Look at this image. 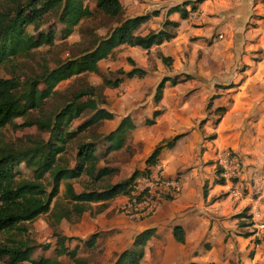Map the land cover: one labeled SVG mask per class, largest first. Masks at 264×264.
Returning <instances> with one entry per match:
<instances>
[{
    "label": "rangeland",
    "instance_id": "obj_1",
    "mask_svg": "<svg viewBox=\"0 0 264 264\" xmlns=\"http://www.w3.org/2000/svg\"><path fill=\"white\" fill-rule=\"evenodd\" d=\"M12 2L13 0H0V8L3 7L4 3L11 5ZM120 2H122L123 9L117 17L106 16L101 11L94 9L91 15L82 17L73 26L70 33L65 36L61 32L62 23L58 21L57 16L54 13L45 14L41 22L39 21V29H46L48 24L54 28L53 44H41L32 47L26 54L0 63V76L15 75L22 81L26 76L38 74L45 65L52 67L58 60L78 56L81 50L90 46L91 38L94 35H104L116 23V20L129 14L144 12L158 1L120 0ZM84 3L93 6L94 0H84ZM149 3L151 4L149 5ZM188 23L194 26V31L201 33L198 35L188 33L186 30L189 26ZM186 24L185 30L179 31L177 36L176 43H180L182 49L181 54L178 55L180 59L176 63L179 65L177 67L179 70H186V65L191 68L187 72L177 73L180 83L185 82V80L188 81V85L185 84L188 86V90L187 88L183 90V85L177 84L175 91L181 92L184 98L189 99V102L183 106L176 104L167 112L171 113L172 116H175V113L182 116L181 119L177 117L179 119L177 129L174 128L173 130L188 131L192 125L199 132V135L196 138V144L191 150H188L184 159L180 155L183 152V140H179L176 145V153L165 169L172 167L179 169L184 166L183 161L187 159L191 165H199L207 178L213 177L215 179L221 177L216 172V166L225 161V169L227 171L233 170V173L227 175L230 181L236 182L239 180L240 172H244V180L252 182L264 171V0H203L187 19ZM154 26H156V21H152L149 28ZM26 29L32 31V25L27 24ZM142 30L144 28L140 31ZM121 51L116 49L106 58L99 60L97 72L86 71L59 81L55 85L56 91L45 99L43 106L45 114L49 115L61 106L64 99L68 98L77 87L93 84L104 89L101 86V76L115 75L111 69L117 66L121 67L125 63L122 58L120 60L116 58V55L120 54ZM140 52L142 53H133L136 60L143 56V51L140 50ZM153 52L156 53V51ZM152 66L154 67L153 64ZM198 66L201 67V72L197 71ZM140 79H144L141 88L144 94L136 91L140 87V81L135 80L134 83H127L137 102H141L147 92L145 95V100H148L147 104L138 110L133 109L135 110L133 120L137 123H139L140 118L148 115L150 96L154 89V76L152 74L149 73ZM123 86L124 84L115 92L114 100L118 99L117 96L124 92ZM228 86L230 88H226ZM193 94L194 97L190 100V96ZM196 97L201 98L199 103L195 102ZM217 104L224 105L225 112L220 114L215 111ZM228 110H232L231 115ZM88 113L89 111H84L73 118L70 128H74L76 124L85 119ZM30 114L40 116V111L33 109ZM187 116H189L190 122L186 121ZM14 119L16 123L23 120L22 117H15ZM172 123L165 120L161 123L159 131L166 136ZM140 126L144 128V125ZM110 127L109 122H99L78 132L76 136L66 141L63 153L65 158L63 159L67 160L68 165H72L74 163V145L79 140H92L93 136L97 137L98 134H103ZM140 133L145 132L139 128L136 137L131 132L127 133L124 145L120 149L110 151L98 160L99 166L106 163L109 165L108 163L111 162L117 163L116 171L110 176L94 180L84 174L71 178L69 181L75 190L104 187L112 181L127 177L132 171L131 166L134 168L139 166L143 160L144 151L148 148L149 141L147 140L148 143H146V139ZM47 134V131L38 128L35 124L12 126L7 123L0 127V145L26 146L33 140L40 139V137L45 139ZM170 137L164 138L167 140ZM15 168L17 177H31V169L25 165L24 161L18 163ZM176 173L178 174V172ZM48 179L49 176L45 173L44 182L47 183ZM183 181L181 185V180H179L182 192H186L189 187L195 189L199 187L198 180L189 171L184 173ZM47 188L49 187L47 186ZM241 189L242 193L248 192L247 188ZM63 192L64 180L62 179L59 181L58 193L51 202L52 210L58 206L68 205ZM249 193L252 198H256L257 193L252 190ZM166 197L163 190L159 191L158 201L166 199ZM96 206L90 205L89 208L93 210ZM160 206L162 209L166 208L163 202ZM255 206L260 214H264V195L256 198ZM116 209L118 214H106V216H114L117 219L115 228L122 226L125 221H139L148 218L151 214L149 212L139 219H134L122 210L121 204L117 203ZM246 211L242 210L241 213L246 214ZM71 219V222L65 220L54 226L51 214L42 213L31 221L23 223L25 228L23 231L17 233L15 229H11L10 232L17 233V236H27L35 241H52L51 230L53 227L64 234L88 231L84 224L85 221H80V216L77 218L71 216ZM247 219H249L248 216ZM76 225L79 227L77 228ZM6 236V231H0V240ZM74 242L75 239H72L69 243L73 244ZM95 248V250L90 251L84 247L77 250V255L84 256L87 260L90 259L97 264L102 247L97 245ZM42 254L52 255V251L50 249L41 253L40 251H33L31 257L36 258ZM61 260L63 264H72V261L65 255H62ZM0 264H8L6 256L0 258ZM14 264L29 263L22 261Z\"/></svg>",
    "mask_w": 264,
    "mask_h": 264
},
{
    "label": "trees",
    "instance_id": "obj_2",
    "mask_svg": "<svg viewBox=\"0 0 264 264\" xmlns=\"http://www.w3.org/2000/svg\"><path fill=\"white\" fill-rule=\"evenodd\" d=\"M202 0H181L168 8L166 14L176 11L181 18H185L189 11L196 8L197 3ZM188 5V8L186 6ZM96 9L109 17H117L121 10L120 0H94L93 6H88L84 0H13L11 5L3 4L0 8V63L26 54L32 47L41 44L52 45L54 28L50 24L46 29H39V21L47 13H54L62 23L61 32L65 36L72 30L73 26L85 16L91 15ZM157 13L153 9L150 12L127 16L116 20V23L102 36L94 35L90 46L81 50L78 56L58 60L54 66L46 65L40 69L38 74L26 76L22 81L15 75L0 76V127L9 123L12 126L35 124L38 128L47 131V137L33 140L26 146L0 145V231H6L7 236L0 240V258L7 257L8 264L27 261L29 264H63L57 255L66 253L73 264H86L84 257L76 256V247L68 248L64 242L72 236H66L52 228L55 237L54 256L39 257L31 259L29 254L35 247L46 249L50 242H36L27 236L19 235L23 231L25 222L33 219L37 214L51 212L55 223L60 218L70 220L71 216L76 218L85 209L89 201H104L117 194H128L129 184L133 178L146 172L147 167L157 160V155L162 147H170L174 141L182 135V132L172 135L169 139L162 138L156 142L144 159L143 169L133 170L129 176L104 187L83 188L74 191L69 179L84 174L90 179H98L103 175L112 173L115 168L110 166H97L98 156L94 153L96 137L92 140L78 141L74 145V164L68 165L63 155L67 140L91 125L97 124L101 118H109L111 113L98 106L101 87L87 84L77 87L71 92L64 103L57 107L51 114L46 115L44 110L45 99L53 94L55 85L71 75L92 71H98L97 61L105 57L114 47L121 43L137 45L148 49L153 44H159L174 36V28L178 22L165 18L157 29H151L140 34L134 29L150 15ZM32 25V31L26 29V25ZM165 64L171 60L169 55L158 53ZM127 60L132 66L124 70L121 67L115 69V76L103 77L101 86L115 87L121 81V76H141L144 70L136 65L131 58ZM175 76L171 77L172 83ZM163 76L156 84L153 100L158 101L164 80ZM40 111V116L31 115V110ZM225 110L224 106H216L215 111L220 114ZM84 111H89L88 116L80 121L74 128H70L71 120ZM159 110L153 109L151 117H146L144 123H152ZM15 117H22L20 123L15 122ZM133 124L129 116H123L117 126L106 135L110 141V147L117 148L122 143L125 133ZM21 161L31 169V177H17L16 166ZM220 164L216 166V172L221 173ZM45 173L49 176L47 183L44 182ZM64 180V197L68 205H62L52 210L50 206L52 199L58 193L59 181ZM222 183L221 176L214 179ZM47 186L49 188H47ZM101 202L99 206H103ZM74 213V214H71ZM15 229V233L10 230ZM172 236L175 240H184L183 229L179 225L172 227ZM152 228L139 231L132 240V246L121 250L111 264H137L142 255L143 245L152 234ZM96 233H91L83 242L90 246ZM253 264H264V257L260 262Z\"/></svg>",
    "mask_w": 264,
    "mask_h": 264
},
{
    "label": "crops",
    "instance_id": "obj_3",
    "mask_svg": "<svg viewBox=\"0 0 264 264\" xmlns=\"http://www.w3.org/2000/svg\"><path fill=\"white\" fill-rule=\"evenodd\" d=\"M157 1L158 2L154 3L153 6H150V8H148L144 12H137L127 15L132 16L135 14L150 12L153 9L157 10L156 14L150 15L145 21L141 22L134 29V32L143 34L148 30H155L160 27V22H162L163 19L167 17L178 22V25L174 28V36L169 40L160 42L159 44H153L148 49L141 48L137 45H128L125 43H121L112 49L111 52L115 51L116 49L122 50L120 54L118 53L116 55L117 60H120V58H122L125 62L121 66V68L127 70L132 66V64L127 60V58L129 57L133 60L134 65L144 70V73L141 76L134 75L131 77L119 75L121 76V81L118 83V85H116L115 87L104 86V89H101L100 97L103 101L98 103V106H101L108 112H110L111 116L109 118H101L99 119V122H109L111 124V127L103 134H98L96 139H94L96 140L97 144L94 153L98 156L99 160L101 157L108 154V152L120 149L124 145L127 133L131 132L133 136L136 137L137 133H139L140 128L142 132H145L140 134L144 137V139H146V143H148L147 140L149 141L147 145L148 148L146 149V151H144L143 160L141 161L139 166H136L135 168L134 166H131L132 171L136 169L140 170L144 168V159L156 142L164 137L172 136L176 133L182 132V135H180L174 141L172 146L162 147L160 149L156 161L162 164L164 174H166L167 176H177V179L181 180V185L184 182V173L186 171L191 172V174L195 176L196 180H198L197 184L199 187L198 189L189 187L186 192H182L179 183L178 192L171 194V196H167L166 199H162L161 201H159L156 208L151 212L148 218L139 221L128 220L118 228H115L117 219L114 216H106V214H118L116 204H122L123 201H125L126 196L124 194H117L111 198L105 199L104 201H89L85 209L79 215L81 217L80 221H85L84 224L88 231L85 233L78 232L76 234L74 232H72V234H64L61 232L66 236H72L70 239H66L64 244L68 248L76 247V256H78L77 250L85 247L86 250L93 251L96 249L95 247L97 245H100L102 248L101 252L99 253V263L111 264V262L116 258L117 254L121 250L130 248L132 246V240L135 234L145 228H152L153 232L146 239L143 245L142 255L138 259L137 264H253L254 262H260L264 257V228L257 229L249 216V207L252 204L253 198L249 193V191H251L249 183L251 182L244 180V172H240L239 180L234 183L227 179H224L222 183H219L215 182L213 177L207 178V175L200 169L199 165H191L189 163V160L187 159L183 161L184 166L179 169L173 167L171 169H165L173 155L176 153V145L178 141L183 140V152L179 154L182 155L184 159V155H187L188 150H191L196 144V138L199 135V132L192 125L189 127L188 131L173 130L178 125L177 121L179 119L177 117L181 119L182 116H179L177 115V113H175V117L167 111L170 108L174 107L176 104L177 106H183L185 103L187 104V102H189V99H187V97L184 98L181 92L175 91L177 84L183 85V90H186V88L188 87L185 85L188 83L187 80H185V82H179L177 73L181 71L187 72V70L191 69L189 65L185 66L186 70H179V68H177L179 67V65L178 63H176V61L180 59L178 55L181 54L182 48L180 47V43H176V41L179 31L185 30V27L187 26V19H189L190 15L194 12V10H196V8H198L199 4L203 0L198 2L196 8L192 11H189L185 18L179 17L176 11H172L166 14V8L177 2H180L181 0ZM151 3H149V5ZM186 8H188V5L186 6ZM152 21H156V26L149 28V25ZM188 24V29H186L188 33H195L197 35L201 33L194 31V26H192L190 23ZM143 28L144 30L140 31ZM140 50L143 51V56L139 58V60H136L133 53L141 54L142 52H140ZM153 51H156V53H154ZM159 52L163 55H169L171 57V60L168 64L162 62L158 55ZM110 53H108V55L103 58L109 56ZM103 58H100L99 60ZM99 60L97 61L98 68ZM152 64L154 65V67L152 66ZM118 67L120 66L111 69L113 74H115L114 71ZM197 71L201 72V67L198 66ZM149 73L154 76V88L157 82L163 76L168 77L169 79L164 80L161 89V95L157 102L153 100V89V93L150 96L148 115L143 116L142 119L140 118V121L142 120V123H140V121L139 123H137L133 120V112L147 104L148 100H145V95L147 94V92L144 95V99L141 102H137L135 101L134 93L131 92L127 83H134L135 80L140 81V87L137 88L136 91L143 92L144 94V91L141 90L142 82L144 79L140 78H143ZM173 76L176 77L174 83H172V81L170 80V78ZM103 77L104 76L102 75L100 79L102 80ZM122 84H124V92H122L121 95L117 96L118 99L114 100V94L121 88ZM226 88H230V86ZM193 97L194 94L190 96V100H192ZM200 99L199 97H196L195 102L199 103ZM216 106L224 105L217 104ZM134 108L135 110H133ZM156 108L159 110V113L154 117V121L152 123H144V119L146 117H151L152 110ZM228 111V113L231 115L232 110ZM126 115L129 116L133 127L129 128L126 131L124 139L120 146L117 148H112L109 146L110 141H107L105 139L106 135L110 131H112L120 122V119ZM165 120L173 122L172 124H170L166 136H164L159 131L161 123ZM186 121L190 122L189 116L186 117ZM140 125H144V128ZM214 149L215 148L213 147V150ZM203 152L205 153L206 151ZM106 164L104 165L114 167V171H116L117 163L111 162L108 163L109 165ZM142 164L144 165L142 166ZM104 165L101 164L100 166ZM97 166H99L98 161ZM176 172H178V174ZM112 173L103 175L102 177L110 176ZM129 174L127 175V177L129 176ZM127 177L122 178L121 180H124ZM117 181H112L108 184H112ZM231 185L234 190L236 189V191H232L231 189H229ZM241 188H247L248 192L242 193ZM73 189L76 192L82 190H75L74 186ZM101 202L104 203L103 206H99ZM162 202L164 203V205H166V208L164 209L160 208V204ZM90 205L92 207L94 205L97 206L93 210H90ZM242 210H247L246 214L241 213ZM44 213L51 214V212L49 211ZM40 214L42 213H39L36 216ZM247 216L249 219H247ZM261 216L264 219V214H261ZM65 220V218H60L59 221L55 223L52 218L54 226H57V224ZM67 221L71 222L70 220ZM75 221L77 223V219ZM174 225H179L183 229L184 240L182 242L175 240L172 236L171 230ZM76 226L77 228L79 227V225ZM93 232L96 233L95 239L90 246H87L83 242V240ZM52 237L53 242L51 240H45L50 242L48 248H33L29 254L30 258L38 259L41 256H54L55 237L53 235ZM72 239H75V242L73 244H70L69 242ZM45 241L39 240L36 242L40 243ZM49 249L50 251H52V255L42 254L37 256L36 258L31 257V253L33 251H40L41 253L46 252ZM78 254L82 255L81 253ZM62 255H65L67 258L68 255L66 253L57 255L58 260L63 263V261L61 260ZM85 260L86 264H96L90 259L87 260L85 258Z\"/></svg>",
    "mask_w": 264,
    "mask_h": 264
},
{
    "label": "built area",
    "instance_id": "obj_4",
    "mask_svg": "<svg viewBox=\"0 0 264 264\" xmlns=\"http://www.w3.org/2000/svg\"><path fill=\"white\" fill-rule=\"evenodd\" d=\"M222 171L220 175L227 179V175L233 173V170L227 171L225 169V161L221 162ZM225 169V170H223ZM146 172L136 175L129 184V193L125 196V201L121 204V208L131 218L139 219L142 216L151 213L158 204V193L164 191L166 196H171L179 190V180L177 176H167L163 173L162 164L158 161L149 165ZM251 190L257 193L256 198L264 195V171L251 183H249ZM232 191L234 188L230 186ZM238 190V189H237ZM239 191V190H238ZM253 198L250 205V217L257 229L264 228V219L255 206V200Z\"/></svg>",
    "mask_w": 264,
    "mask_h": 264
}]
</instances>
